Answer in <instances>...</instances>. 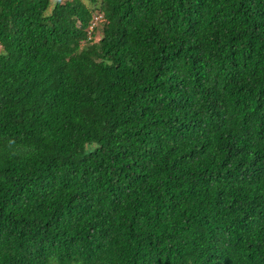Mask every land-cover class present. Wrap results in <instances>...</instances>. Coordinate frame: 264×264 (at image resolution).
Masks as SVG:
<instances>
[{
  "label": "trees",
  "instance_id": "obj_1",
  "mask_svg": "<svg viewBox=\"0 0 264 264\" xmlns=\"http://www.w3.org/2000/svg\"><path fill=\"white\" fill-rule=\"evenodd\" d=\"M0 264H264V0H0Z\"/></svg>",
  "mask_w": 264,
  "mask_h": 264
},
{
  "label": "rangeland",
  "instance_id": "obj_2",
  "mask_svg": "<svg viewBox=\"0 0 264 264\" xmlns=\"http://www.w3.org/2000/svg\"><path fill=\"white\" fill-rule=\"evenodd\" d=\"M50 1L54 2L55 0H50ZM60 1H62V0H60ZM95 27L97 28V30L94 31V38H98V36H99V27L97 26V24H96Z\"/></svg>",
  "mask_w": 264,
  "mask_h": 264
}]
</instances>
